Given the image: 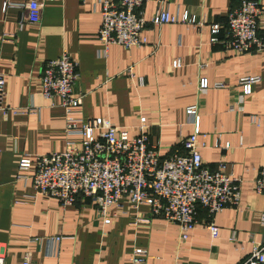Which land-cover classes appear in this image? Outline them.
<instances>
[{
	"label": "crops",
	"instance_id": "0c3cea01",
	"mask_svg": "<svg viewBox=\"0 0 264 264\" xmlns=\"http://www.w3.org/2000/svg\"><path fill=\"white\" fill-rule=\"evenodd\" d=\"M30 0H0V74L4 79L0 111V248L4 264H130L132 250L144 252L143 264H243L254 247L264 242V199L253 190L257 172L264 168V49L234 54L209 40L210 27L223 26L238 0H165L169 15L183 12L194 24L146 25V45L125 50L109 46L102 55L97 40L100 25L96 0H37L42 2L37 24L23 21ZM264 8V0H258ZM7 3L8 6L4 7ZM158 0L142 7L148 21ZM257 36L264 39V14ZM65 53L76 64L73 91L81 95L82 118H106L114 126L137 134L144 118L150 145L169 156L192 134L194 121L185 113L192 107L203 164L240 180L239 204L213 216L217 237L205 229L206 213L196 207L195 225L185 241L147 207L135 212L128 204L103 225L88 199L60 209L53 200L35 195L30 166L16 178L17 163L64 149L63 114L40 95L38 78L44 62ZM178 60L179 68H171ZM130 68L133 79L125 70ZM258 76L249 96L238 87L241 78ZM136 79L141 80L138 86ZM205 79L207 90L197 83ZM221 82L222 89H212ZM256 116L259 124L251 123ZM227 146L226 149H222ZM138 215L142 220L133 224ZM60 237L58 244L48 240Z\"/></svg>",
	"mask_w": 264,
	"mask_h": 264
},
{
	"label": "built area",
	"instance_id": "2783aa9c",
	"mask_svg": "<svg viewBox=\"0 0 264 264\" xmlns=\"http://www.w3.org/2000/svg\"><path fill=\"white\" fill-rule=\"evenodd\" d=\"M53 1V0H45ZM147 0H96L99 5L100 25L97 31L99 52L104 55L109 46H119L125 50L146 45L142 32L146 25L186 23L194 24V18L183 12L180 18L169 15L165 0H158V8L148 21L143 19L142 7ZM8 6L7 3L4 7ZM42 2L30 0L23 6V21L37 24ZM264 14L258 0H238L237 7L230 10L223 26L210 27V42L216 44L217 33L222 30L219 42L223 49L234 54H244L252 49H264V39L257 36L259 18ZM264 29V23H263ZM178 60L171 68H179ZM77 64L65 53L54 60L44 62L38 78L39 91L50 108L59 109L63 114L64 149L48 155H38L32 159L21 158L17 163V179L26 180L23 175L30 166L33 174L29 178L35 195L55 201L59 208L75 204L79 199H88L95 207V214L103 225H108L115 212L128 204L135 212L147 207L150 217L161 218L172 224L178 231L180 241L194 228L196 207L206 213L205 229L211 239L217 237V227L213 216L225 208H236L239 204L240 180L224 172L225 165L218 163L214 170L206 167L199 153L197 142L198 117L192 107L185 113L194 121L192 134L180 142V150L161 157L153 145L149 144L144 118L138 119L137 134L129 136L128 131L114 126L108 119L82 118L81 95L73 91L77 80ZM133 79L130 68L125 70ZM258 76L241 78L238 87L242 96H249L252 87L259 83ZM140 86L141 80L136 79ZM205 79H199L197 90H207ZM212 89H222L217 82ZM4 79L0 74V111L2 116L16 110L2 106ZM254 125L259 124L256 116H251ZM223 146L222 149H226ZM253 190L264 199V168L257 172ZM142 220L138 215L133 224ZM60 237L49 239L58 244ZM144 252L133 249L130 264H143ZM0 264L4 257L0 248ZM20 264H33L27 256ZM243 264H264V242L251 250Z\"/></svg>",
	"mask_w": 264,
	"mask_h": 264
},
{
	"label": "trees",
	"instance_id": "16d2710c",
	"mask_svg": "<svg viewBox=\"0 0 264 264\" xmlns=\"http://www.w3.org/2000/svg\"><path fill=\"white\" fill-rule=\"evenodd\" d=\"M219 35V33H217V35L216 36H218Z\"/></svg>",
	"mask_w": 264,
	"mask_h": 264
}]
</instances>
